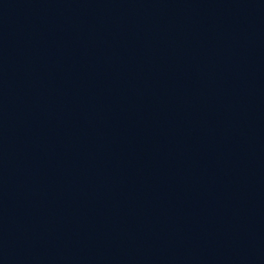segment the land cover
<instances>
[{
	"label": "water",
	"instance_id": "95a60500",
	"mask_svg": "<svg viewBox=\"0 0 264 264\" xmlns=\"http://www.w3.org/2000/svg\"><path fill=\"white\" fill-rule=\"evenodd\" d=\"M0 264H264V0H0Z\"/></svg>",
	"mask_w": 264,
	"mask_h": 264
}]
</instances>
